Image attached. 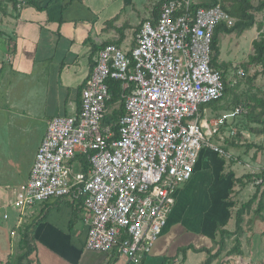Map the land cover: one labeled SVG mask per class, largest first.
<instances>
[{"label": "built area", "instance_id": "2783aa9c", "mask_svg": "<svg viewBox=\"0 0 264 264\" xmlns=\"http://www.w3.org/2000/svg\"><path fill=\"white\" fill-rule=\"evenodd\" d=\"M192 2H165L156 22L141 23L130 49L111 42L97 50L79 112L48 122L29 177L15 191L12 207L18 213L52 197L81 198L85 247L116 248L139 263L167 225L178 188L191 179L203 148L233 158L212 139L224 127L236 136L247 106L235 105L212 119H202L199 110L224 96L211 44L215 28L231 27L236 19L220 4L192 11ZM109 79L122 83L125 112L117 123L103 125ZM71 162L80 170L73 172ZM0 216L9 218L7 211Z\"/></svg>", "mask_w": 264, "mask_h": 264}, {"label": "crops", "instance_id": "0c3cea01", "mask_svg": "<svg viewBox=\"0 0 264 264\" xmlns=\"http://www.w3.org/2000/svg\"><path fill=\"white\" fill-rule=\"evenodd\" d=\"M135 4V0H63L51 3L40 0L41 10L26 6L20 9L18 16L11 10L7 16L0 15V30L6 33L0 35V140L3 138L6 142L17 128L25 132L26 122L45 123V135L52 117L79 112L80 88L95 63L97 48L112 42L124 50L130 49L135 44L134 38L141 23L152 16L155 4L150 8L143 4V15L133 18L130 13ZM112 20L113 24L108 25ZM7 35L12 36L10 44L13 50L8 48ZM258 36L257 29L255 37ZM219 58L218 62H225ZM253 89L252 93L264 98V93L257 86L254 85ZM244 92L242 86L233 87L220 102L202 105L200 117L212 119L225 111L224 107L243 104V101H236L239 96L243 98ZM113 107L118 108V103ZM247 108L248 112L237 120L239 132L236 136L230 135L229 128L224 127L221 135L212 139L233 158L216 154L209 147L203 148L196 171L178 188L167 225L151 252L139 263L117 255L116 248L109 252L87 249V226L84 222L87 212L83 207L70 226L74 206L64 197L49 198L28 207L23 213L7 209L12 206L16 189L28 179L40 144L20 165L5 157L6 149L0 152L1 160L9 162L8 168L0 170V215L7 211L11 220L16 218V228L41 219L34 230L36 251L31 256L33 264H203L206 252L189 249L182 259L178 249L189 245L196 249L212 248L217 224L227 223L229 229L234 228L228 211L232 203L224 201L231 187V177L264 169V133L252 131V128L260 126L258 122L264 121V114L256 116L262 107L251 113ZM110 109L107 107V111ZM221 173L224 177L220 176ZM253 185L251 182L243 188L236 186V192L232 194L234 200L245 201L254 192ZM262 187L264 189V183ZM256 215L254 211L245 215L244 234L240 238L242 254L225 257L234 244L229 240L221 254L223 264H264V256L258 258L255 253L259 246L257 243L264 245V221L261 217L264 218V209ZM9 218L0 219V226L10 233V238H6L11 241L9 252L0 251V264L7 263L19 238L18 230L11 229L9 221L6 223ZM12 230L15 231L13 235ZM257 232H260V237L255 239ZM217 263L218 259L212 262Z\"/></svg>", "mask_w": 264, "mask_h": 264}, {"label": "trees", "instance_id": "16d2710c", "mask_svg": "<svg viewBox=\"0 0 264 264\" xmlns=\"http://www.w3.org/2000/svg\"><path fill=\"white\" fill-rule=\"evenodd\" d=\"M62 2L63 0H49L51 2ZM80 1V0H79ZM169 0H159L153 10L152 19L153 22H156L161 14L162 6L165 2ZM220 4L221 7L232 17L236 19L235 24L231 27L225 25V23L219 24L215 28V32L212 38V66L221 71L224 84H225V92L224 95L227 94L228 91L233 89V87L238 85L239 81L236 82L235 86L229 85L225 79V74L228 68L231 66L230 63L226 62H218L219 54H220V44H219V34L220 33H233L236 32L238 36L242 35L244 31L256 26L259 30V36L252 41V48L253 52L249 54L248 61L243 64H240L245 70L250 65H256L264 70V21L257 19V14L264 11V0H260L257 4H254L252 0H193L191 4V10L195 11L199 7H210ZM26 6H33L37 9H42L40 6V0H0V15L7 16L9 15V10L14 12L17 16L19 15L20 9ZM114 20H112L108 25H112ZM141 27V25H140ZM139 27V29H140ZM3 31L0 30V35H4L6 33H2ZM9 36V35H7ZM9 36L8 39V48L13 50L10 42L13 40ZM110 43V42H109ZM104 44H102L101 48ZM13 52V51H12ZM240 68L237 66L235 67V75L238 74V70ZM259 72L254 73L253 76L246 77L247 82L249 83V89L247 92H244L243 98L239 96L236 102L243 101V104L250 108V113L255 112L256 108L262 107V111L256 116H261L264 114V98L257 97L256 93H252L254 88V81L257 77ZM242 76V75H239ZM243 77V76H242ZM109 90L111 93V99L107 103V107L110 109L113 107L114 104L118 103V108H112L110 111L105 113V116L102 120V124H115L117 123L119 117L124 114V100L121 98V81L118 80H111L107 81ZM256 88V87H255ZM81 90L80 88V104H81ZM222 99V98H221ZM221 99L209 102L207 104H216L221 101ZM258 101V102H257ZM251 103V105H250ZM260 105H258V104ZM224 110H229V106L224 107ZM260 126L252 128V131L255 133H264V121L258 122ZM216 153V152H215ZM218 154V153H216ZM78 159L82 162L81 169L84 172H87L89 169V163L86 159L85 155H78ZM221 177H224L222 173L220 174ZM231 187L228 189V196L224 198V201L228 203H232L228 206V211L230 213V218L234 221V228L229 229L227 227V223L224 224H217L214 236L212 238L213 247L212 248H199L196 249L192 245L181 247L178 249V255H182V259L185 258L186 252L189 249L194 251H204L206 252V259L204 260L203 264H212L213 261L218 259L217 264H223L224 260L221 258V254L224 250H226L228 241L231 240L234 242L233 246L227 250L225 257H229L234 254H242L241 250V236L244 234L243 223L245 220V215L249 214L251 211H254L255 214H260L261 211L264 209V189H261V186L264 183V169H262L258 173H248L241 177H231ZM257 180H261L259 184H256V189L245 201H236L234 200L232 194L236 192L235 187L239 186L240 188L245 187L247 184L253 182L256 183ZM63 198V197H62ZM65 200L74 206V216L71 220V225L74 224L75 219L77 218V214L80 210L83 209V199H72L70 197H64ZM256 203V207L254 208L253 205ZM11 219V218H9ZM41 220V219H39ZM38 221L31 222L29 224L21 225L19 228H16L15 222L16 218L12 221H9V225L13 230H18L19 238L14 245V251L12 254L8 256V260L6 264H33L34 259L31 258L32 254L36 251V244L34 238V230L37 225ZM6 236L10 238V233H8L3 226H0V251L1 252H9L11 241L6 238ZM214 248L216 250L214 251ZM117 252V250H115ZM119 255L118 253H116ZM166 260H170L166 258Z\"/></svg>", "mask_w": 264, "mask_h": 264}, {"label": "rangeland", "instance_id": "374dc122", "mask_svg": "<svg viewBox=\"0 0 264 264\" xmlns=\"http://www.w3.org/2000/svg\"><path fill=\"white\" fill-rule=\"evenodd\" d=\"M252 1L254 2V4H257L260 0H252ZM135 2H136V4L134 5L135 9L130 13V15L133 18L136 17L138 14L140 16L143 15V11H144L143 4L150 8L152 4H155L157 1L155 0H135ZM129 19L131 20V17H129ZM257 19L264 21V11L257 14ZM256 30H257L256 26H254L244 31L243 34L240 36H238L236 32H233L230 34L223 33V32L220 33L219 34L220 58L224 60L226 63L231 64V66L228 68L225 74V79L229 85H231L232 83L235 84L236 82L239 81L238 85L242 86L243 91L247 92L249 89V85H248L249 83L247 82L246 77L253 76L254 73L259 72V74L257 75L253 83L255 86H257L260 89L262 93H264V70H262L261 67L256 66V65H251L245 70L240 65L248 61L249 54L253 52L252 51L253 49L252 41L256 38L255 37ZM237 66L244 71V74H240L243 77L239 75H235V67ZM202 105H207V104H201L200 107ZM25 124L27 126L26 128L27 130L25 132L22 133V130L20 128H17L13 130V136L7 137V140L5 139L6 142L4 141L3 138L0 140V152L2 153L3 149H6V152L4 154L5 157L11 158V160L14 161V163H18L19 165L24 163L27 160V158L31 156V154H33L34 150L36 149V146L40 144L41 139L43 138V135L45 132V128H46L45 123H40V122H35V123L26 122ZM14 152H16L15 156L13 155ZM16 157H18L17 160H15ZM1 158H2V155L0 154V170H2L3 167L8 168V165H9L8 160H1ZM18 164H16L15 167H17ZM71 169L73 172H77L80 170L76 162H71ZM18 170L20 169L18 168ZM2 181H5V180H2ZM256 184L257 183L253 185L254 188L252 191H255ZM261 189H263V187ZM239 197H242V196H239ZM9 207L7 209L11 212V210H13L14 208L11 205ZM254 207H256V204H254ZM26 209H29V208H26ZM254 216L256 217L258 215L254 213ZM261 217H262V220L264 221L263 216ZM0 219H2L1 216H0ZM9 221H12V220L9 219ZM6 223L8 224V220L6 221ZM229 224L232 225L233 222H229ZM254 237L255 239L260 237V232L259 233L257 232ZM257 245L259 246L256 249L255 253H256V256L260 258L259 256H264V245L261 243H257Z\"/></svg>", "mask_w": 264, "mask_h": 264}]
</instances>
